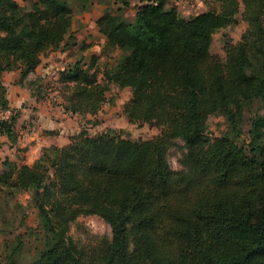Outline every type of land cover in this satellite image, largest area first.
<instances>
[{"label": "trees", "instance_id": "1", "mask_svg": "<svg viewBox=\"0 0 264 264\" xmlns=\"http://www.w3.org/2000/svg\"><path fill=\"white\" fill-rule=\"evenodd\" d=\"M71 1L0 0V110L11 111L0 136L10 144L19 113L1 75L17 70L23 81L44 54L78 46ZM214 1L219 11L190 17L168 0H112L104 9L96 20L103 48L121 54L99 80L97 56L86 63L89 45H81L60 73L64 111L95 114L111 87H129L127 121L160 133L132 140L81 129L30 165L4 159L0 264H264V0ZM240 3L247 27L220 58L213 35L237 22ZM211 117L226 129L208 140ZM175 140L185 147L182 171L167 161ZM33 210L35 228L27 225ZM82 215L102 219L110 238L77 246L68 233Z\"/></svg>", "mask_w": 264, "mask_h": 264}, {"label": "rangeland", "instance_id": "2", "mask_svg": "<svg viewBox=\"0 0 264 264\" xmlns=\"http://www.w3.org/2000/svg\"><path fill=\"white\" fill-rule=\"evenodd\" d=\"M16 1L21 5L27 4L26 0ZM71 3L74 9L71 31L75 34L78 46L70 47L64 52L44 54L36 71L29 74L23 81L20 80V73L17 70L1 75L2 83L6 87V95L11 104L10 108L13 111H19L16 130L21 137L15 144H10L5 137L0 136V164L6 158L17 164L31 161L32 157L50 144L67 145L70 142V133L73 136L81 129L91 135L111 129L120 133L123 138L132 140H150L160 133L159 128L148 123L136 122L132 124L127 121L123 108L131 97L129 87L121 89L111 87L106 94L108 100L95 114L81 115L64 112V92L60 82L61 71L83 53L85 61L88 63L90 55L93 54L97 56L96 65L100 71L98 75L100 80L102 71L113 66L121 54L119 49L112 52L103 48L105 38L96 25V20L104 9L107 10L113 6L112 0H87L84 3L87 6L85 9H82L78 0H73ZM167 3L174 6L182 17L194 16L209 9L219 11V3L214 0H168ZM137 4H139L137 1L132 3L126 10L125 15L128 19L133 16ZM242 11L243 6L240 3L237 22L215 32L210 46L211 53L223 58L225 44H234L240 40L247 27L241 16ZM83 44L89 45V48L87 52L82 53L80 46ZM28 81H33L31 87L28 85ZM111 99H113L112 102H110ZM3 112L0 110V115ZM64 114L69 117V120L65 119ZM70 118H74L71 125ZM58 122L65 123L60 128H52L53 125L58 126ZM225 129L226 125L222 117H211L207 131L208 140L218 136ZM184 152L183 141L175 140L173 146L167 151V161L171 169L184 170L181 162ZM20 199L23 201L24 196H21ZM27 225L32 228L37 225L34 210L30 211ZM68 234L77 246L87 250L93 248L100 238H110L111 231L110 227L99 217L82 215L71 224ZM2 239L3 237L0 235V243Z\"/></svg>", "mask_w": 264, "mask_h": 264}, {"label": "crops", "instance_id": "3", "mask_svg": "<svg viewBox=\"0 0 264 264\" xmlns=\"http://www.w3.org/2000/svg\"><path fill=\"white\" fill-rule=\"evenodd\" d=\"M37 69V68H36ZM8 98V100H9V97H7ZM9 105H11L10 103H9ZM17 113H19V111L17 110L16 111ZM65 112V111H64ZM51 114H54L53 112H50ZM64 117H65V119L66 120H69V117H67V116H65V114H64ZM42 118H44L43 116H42ZM47 118V117H46ZM74 118H76L77 119V117L76 116H74ZM74 118H70V125H71V123H72V120H74ZM48 119V118H47ZM45 120V119H44ZM46 121V120H45ZM65 122H58V126L57 125H53L52 126V128L54 127V128H60V126L62 125V124H64ZM55 124H57L56 122H55ZM63 126V125H62ZM71 127V126H70ZM77 130V129H76ZM17 131V130H16ZM21 132V131H20ZM72 134L70 133V136H71ZM21 136L20 135H18V139L20 138ZM50 145H55V144H50ZM40 153V152H39ZM38 155L39 154H37L36 156H34V157H32V159H31V161H24V162H22V163H24V164H27V165H30V164H32V162L38 157ZM21 163V164H22Z\"/></svg>", "mask_w": 264, "mask_h": 264}, {"label": "built area", "instance_id": "4", "mask_svg": "<svg viewBox=\"0 0 264 264\" xmlns=\"http://www.w3.org/2000/svg\"><path fill=\"white\" fill-rule=\"evenodd\" d=\"M10 114H11V111L10 110H6L0 115V118L1 119H6V118H8L10 116Z\"/></svg>", "mask_w": 264, "mask_h": 264}]
</instances>
